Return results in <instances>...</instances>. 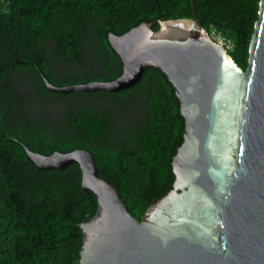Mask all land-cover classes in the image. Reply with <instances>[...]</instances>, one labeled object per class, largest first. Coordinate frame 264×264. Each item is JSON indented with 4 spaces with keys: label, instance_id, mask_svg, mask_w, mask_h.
Wrapping results in <instances>:
<instances>
[{
    "label": "trees",
    "instance_id": "trees-1",
    "mask_svg": "<svg viewBox=\"0 0 264 264\" xmlns=\"http://www.w3.org/2000/svg\"><path fill=\"white\" fill-rule=\"evenodd\" d=\"M260 0H0V264H79L82 222L97 210L81 188L77 163L38 169L34 152L85 149L98 176L114 186L140 220L174 182L172 160L184 118L172 84L148 67L132 87L109 92L48 90L109 81L122 61L107 34L143 21L192 19L229 39L228 54L245 69ZM27 90L20 91L19 86ZM26 102L41 106L30 113ZM53 106V115L43 109Z\"/></svg>",
    "mask_w": 264,
    "mask_h": 264
},
{
    "label": "water",
    "instance_id": "water-1",
    "mask_svg": "<svg viewBox=\"0 0 264 264\" xmlns=\"http://www.w3.org/2000/svg\"><path fill=\"white\" fill-rule=\"evenodd\" d=\"M143 21L122 35L107 34L122 61L109 81L55 86L52 92H119L148 67L172 84L184 118L183 142L172 160L174 182L141 216L98 176L85 149L34 152L38 169L81 171V188L97 210L82 222L79 264H264V0L250 39L245 69L192 19Z\"/></svg>",
    "mask_w": 264,
    "mask_h": 264
},
{
    "label": "rangeland",
    "instance_id": "rangeland-1",
    "mask_svg": "<svg viewBox=\"0 0 264 264\" xmlns=\"http://www.w3.org/2000/svg\"><path fill=\"white\" fill-rule=\"evenodd\" d=\"M20 91L23 90L24 92H27V90L25 88H23V86H19ZM23 109L27 112L30 113H36L38 110L41 111V106H38L37 104H33L31 102H26L23 105ZM46 110L47 112H49V114L53 115L55 112H58V108L57 107H53V106H49L45 109H43V111Z\"/></svg>",
    "mask_w": 264,
    "mask_h": 264
},
{
    "label": "built area",
    "instance_id": "built-area-1",
    "mask_svg": "<svg viewBox=\"0 0 264 264\" xmlns=\"http://www.w3.org/2000/svg\"><path fill=\"white\" fill-rule=\"evenodd\" d=\"M209 37L218 45L223 46L226 51L232 49L233 47V44L229 39H226L219 34L212 33L211 36L209 35Z\"/></svg>",
    "mask_w": 264,
    "mask_h": 264
},
{
    "label": "flooded vegetation",
    "instance_id": "flooded-vegetation-1",
    "mask_svg": "<svg viewBox=\"0 0 264 264\" xmlns=\"http://www.w3.org/2000/svg\"><path fill=\"white\" fill-rule=\"evenodd\" d=\"M35 68V70L37 71V68L36 67H34ZM42 71V70H41ZM43 72V71H42ZM37 73H38V71H37ZM38 76L40 77V75H39V73H38ZM41 78V77H40ZM42 80V79H41Z\"/></svg>",
    "mask_w": 264,
    "mask_h": 264
}]
</instances>
